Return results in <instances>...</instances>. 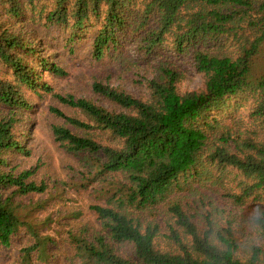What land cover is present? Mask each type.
<instances>
[{
  "label": "trees",
  "instance_id": "16d2710c",
  "mask_svg": "<svg viewBox=\"0 0 264 264\" xmlns=\"http://www.w3.org/2000/svg\"><path fill=\"white\" fill-rule=\"evenodd\" d=\"M60 44L113 69L84 95L60 93L41 75L66 76ZM186 65L200 88L183 87ZM49 97L76 113L48 108V134L72 158L66 179L39 177V157L10 161L31 155L22 128ZM69 191H89L90 217L52 229L41 212ZM257 201L264 0H0V248L21 240L0 264H264V219L239 244ZM216 224L227 250L209 243Z\"/></svg>",
  "mask_w": 264,
  "mask_h": 264
},
{
  "label": "rangeland",
  "instance_id": "374dc122",
  "mask_svg": "<svg viewBox=\"0 0 264 264\" xmlns=\"http://www.w3.org/2000/svg\"><path fill=\"white\" fill-rule=\"evenodd\" d=\"M53 36H57L59 32L50 31ZM59 53L56 54L55 60H59L60 64L65 67L66 76L55 78L50 77L48 74L43 73L42 78L44 81L50 83L55 87L56 91L60 93H72L77 95H84L85 87L87 83L91 80L93 75L100 72L104 74L107 72V69L112 70L111 66H107L106 63L95 62L88 54L87 51L82 49L75 50L74 53H67V49L60 44ZM46 55V54H45ZM110 62V60L107 58ZM189 68V73L185 77L183 82V87L187 89H198L201 87L202 80L198 74L193 71V69L186 65ZM116 81L114 85H116ZM121 86L129 91L131 94L138 96L143 90L141 87H138L129 82L120 83ZM52 105L58 106L61 110L69 114H76L72 109L62 106L58 101L53 98H47L45 100L33 101L31 110H34L30 114L29 118L26 119V124L22 128L26 130L28 135L33 139L31 155L29 158L22 159L21 156L10 155V161L18 163L22 161L23 166L30 167L36 165V158L39 157V164L41 166L39 170V177L45 175L49 176L50 179H66V171L68 164H71V156H67L57 144L54 143L48 134V125L50 122L54 121L53 116L48 112V108ZM34 121V124H33ZM30 137V138H31ZM29 138V139H30ZM27 141V140H26ZM23 157V156H22ZM74 160V159H73ZM70 193L67 197L70 199H57L55 202L50 203L41 214L53 213L56 221L51 225L52 229H57L58 231L62 230L64 227L75 225L78 222H82L90 217V212L87 210L88 204L93 203L94 199L89 195V191H80L78 194ZM76 208H82L86 211H82L84 214L79 218H73L70 215V211ZM69 209V211H66ZM69 212V213H67ZM23 241V238H22ZM21 240L14 239L12 241V246L9 249L0 248V263L2 260H9L11 258L8 255H14V250L21 244ZM9 252V254H8ZM51 264H61V259H54L51 261Z\"/></svg>",
  "mask_w": 264,
  "mask_h": 264
},
{
  "label": "clouds",
  "instance_id": "9594fccd",
  "mask_svg": "<svg viewBox=\"0 0 264 264\" xmlns=\"http://www.w3.org/2000/svg\"><path fill=\"white\" fill-rule=\"evenodd\" d=\"M262 219H264V202L257 201L253 205L252 212L247 221L250 234L241 239L239 242L241 247H248L256 242L261 230L260 221ZM223 228V224L213 225V228L209 233V243L218 250H227L229 247L228 242L224 237Z\"/></svg>",
  "mask_w": 264,
  "mask_h": 264
}]
</instances>
